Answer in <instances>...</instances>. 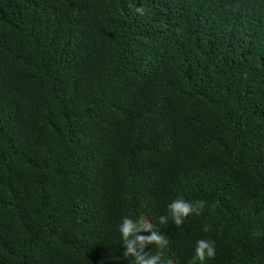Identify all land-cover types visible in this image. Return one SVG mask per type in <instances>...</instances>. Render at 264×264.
Segmentation results:
<instances>
[{"label": "trees", "instance_id": "trees-1", "mask_svg": "<svg viewBox=\"0 0 264 264\" xmlns=\"http://www.w3.org/2000/svg\"><path fill=\"white\" fill-rule=\"evenodd\" d=\"M125 217L264 264V0H0V264H139Z\"/></svg>", "mask_w": 264, "mask_h": 264}, {"label": "clouds", "instance_id": "clouds-1", "mask_svg": "<svg viewBox=\"0 0 264 264\" xmlns=\"http://www.w3.org/2000/svg\"><path fill=\"white\" fill-rule=\"evenodd\" d=\"M133 11L141 16L144 15V9L142 7H134ZM169 210L172 216V219L176 224H181L185 218H187L190 214H200V206H194L192 203L178 198L173 200L169 204ZM150 227V226H149ZM143 229V221L136 220L133 222V219L125 217L123 222L119 225V232L121 233L122 239L126 241V253L125 256L132 254L136 255L139 261V264H155V260H145L144 254L141 251H138L136 248L133 247V244L140 242L141 245L145 239L149 242L156 241L160 242L161 238L157 235L153 234L151 237L145 238L139 235H135L134 239L129 240L130 236H133L136 233H139ZM204 231H208L207 228ZM216 254L215 251V243L214 241H209L205 239H200L196 242L195 248V256L199 261V264H205L206 260L214 258Z\"/></svg>", "mask_w": 264, "mask_h": 264}, {"label": "rangeland", "instance_id": "rangeland-1", "mask_svg": "<svg viewBox=\"0 0 264 264\" xmlns=\"http://www.w3.org/2000/svg\"><path fill=\"white\" fill-rule=\"evenodd\" d=\"M146 225H148V220H145Z\"/></svg>", "mask_w": 264, "mask_h": 264}]
</instances>
